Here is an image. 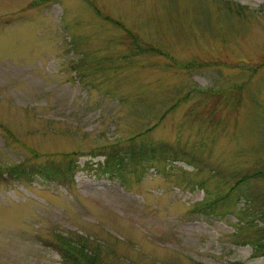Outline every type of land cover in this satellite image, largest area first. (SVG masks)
Returning <instances> with one entry per match:
<instances>
[{"label":"rangeland","instance_id":"1","mask_svg":"<svg viewBox=\"0 0 264 264\" xmlns=\"http://www.w3.org/2000/svg\"><path fill=\"white\" fill-rule=\"evenodd\" d=\"M263 65L264 0H0V170L72 167L1 174L0 264H264Z\"/></svg>","mask_w":264,"mask_h":264},{"label":"trees","instance_id":"2","mask_svg":"<svg viewBox=\"0 0 264 264\" xmlns=\"http://www.w3.org/2000/svg\"><path fill=\"white\" fill-rule=\"evenodd\" d=\"M262 66V65H260ZM264 66V65H263ZM140 135V134H139ZM140 136L133 135L129 138V142L123 144L126 145L125 148L120 149L118 144L115 142L113 144H110L106 147V150L102 151V155H104V160L102 161V170L103 171H109L111 169L120 170L121 167L124 166L123 162H125L126 159L129 158L131 161L138 160L141 157H150L152 155H158L159 152H172L170 151L172 149V146L168 144L162 143H148L145 141H142L143 139H139ZM115 147V148H114ZM117 147V148H116ZM120 150H124L123 153ZM180 152V151H179ZM177 153V152H175ZM160 154V153H159ZM138 157V158H137ZM5 173L7 179H15V180H24V178L28 177L29 175H45L47 177H54V178H60V176H63V174H69L71 176L72 174V167L70 165L62 166L60 169L58 166L55 165H48V164H37L34 166H22L20 164L11 165L10 167L0 170V177L1 174ZM264 178V172H261L260 170H255L250 174L243 175L240 177V181H245L247 178ZM27 179V178H26ZM249 199L247 200V202ZM208 204L207 202L202 203L197 208H207ZM259 217V219L262 220L261 226H257L254 228V239H246V242L251 244L253 249V253H259L264 255V212L261 213H254ZM248 223L250 220H247ZM54 244L57 247L63 261L65 264H78L77 260L79 257L82 258L83 262L81 261L79 264H95L94 259L90 257L89 255H85L80 253V248L77 249V247H74L75 245H72L69 240L65 239L64 237L60 236L59 234L55 236ZM75 250V251H74ZM79 253H77V252Z\"/></svg>","mask_w":264,"mask_h":264}]
</instances>
